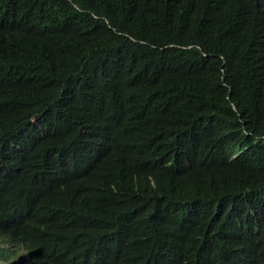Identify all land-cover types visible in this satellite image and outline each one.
<instances>
[{
    "label": "trees",
    "instance_id": "obj_1",
    "mask_svg": "<svg viewBox=\"0 0 264 264\" xmlns=\"http://www.w3.org/2000/svg\"><path fill=\"white\" fill-rule=\"evenodd\" d=\"M255 240L264 264V0H0V264Z\"/></svg>",
    "mask_w": 264,
    "mask_h": 264
},
{
    "label": "clouds",
    "instance_id": "obj_2",
    "mask_svg": "<svg viewBox=\"0 0 264 264\" xmlns=\"http://www.w3.org/2000/svg\"><path fill=\"white\" fill-rule=\"evenodd\" d=\"M252 248H256V240L254 241V244L252 247L249 248H241L237 250L233 255V260L230 259L228 264H250L248 261L252 259Z\"/></svg>",
    "mask_w": 264,
    "mask_h": 264
}]
</instances>
